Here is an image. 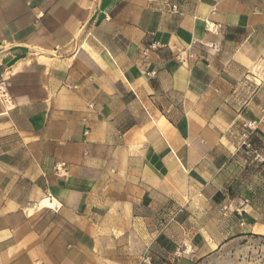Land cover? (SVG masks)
Masks as SVG:
<instances>
[{
	"label": "crops",
	"instance_id": "1",
	"mask_svg": "<svg viewBox=\"0 0 264 264\" xmlns=\"http://www.w3.org/2000/svg\"><path fill=\"white\" fill-rule=\"evenodd\" d=\"M173 2L0 0V264H264V0Z\"/></svg>",
	"mask_w": 264,
	"mask_h": 264
},
{
	"label": "built area",
	"instance_id": "2",
	"mask_svg": "<svg viewBox=\"0 0 264 264\" xmlns=\"http://www.w3.org/2000/svg\"><path fill=\"white\" fill-rule=\"evenodd\" d=\"M172 12H178L179 11V6L173 2V0H162ZM160 47L158 44H153L146 48L144 50V54L146 55L149 51L151 50H157ZM0 93L2 94L3 92L0 90ZM6 95H3V99L5 98ZM253 127V124H247L246 128L248 130H251ZM243 148L244 150L249 154L250 158L258 163L264 166V152L256 148L250 141H249V134L246 132L243 134ZM144 264H151V260L149 257L145 258Z\"/></svg>",
	"mask_w": 264,
	"mask_h": 264
}]
</instances>
